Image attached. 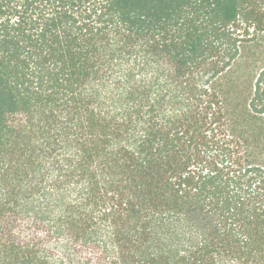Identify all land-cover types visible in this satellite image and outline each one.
<instances>
[{
    "label": "trees",
    "instance_id": "trees-1",
    "mask_svg": "<svg viewBox=\"0 0 264 264\" xmlns=\"http://www.w3.org/2000/svg\"><path fill=\"white\" fill-rule=\"evenodd\" d=\"M0 264H264V0H0Z\"/></svg>",
    "mask_w": 264,
    "mask_h": 264
}]
</instances>
